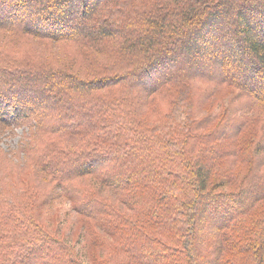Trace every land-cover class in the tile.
<instances>
[{
	"label": "trees",
	"instance_id": "1",
	"mask_svg": "<svg viewBox=\"0 0 264 264\" xmlns=\"http://www.w3.org/2000/svg\"><path fill=\"white\" fill-rule=\"evenodd\" d=\"M206 213L264 264V0H0V264H201Z\"/></svg>",
	"mask_w": 264,
	"mask_h": 264
},
{
	"label": "rangeland",
	"instance_id": "2",
	"mask_svg": "<svg viewBox=\"0 0 264 264\" xmlns=\"http://www.w3.org/2000/svg\"><path fill=\"white\" fill-rule=\"evenodd\" d=\"M223 7H225V4L218 6L217 10L221 11ZM249 18H250L249 20L250 22L254 20V17L249 16ZM73 22H75V20H73ZM257 38L260 39L259 37ZM20 134H21V128H16L14 132L6 131V133L1 138L2 147L6 150L16 148L18 141L20 139ZM248 165L249 162L247 158L244 157V159L242 158V160L228 161L224 163L222 167L225 169L233 168V170H240L239 175L242 176L243 173L247 170ZM256 168L261 169L260 166H257ZM210 181H212V179H210ZM258 187L259 186H256V188ZM209 188L210 186L207 189ZM256 188H254V190H256ZM109 189L110 188L106 187L104 189L105 193L109 194L110 192ZM217 190H223V189H217ZM245 197L246 196H244V198ZM51 205H49L48 207L41 206L42 209H40L38 213L40 226L49 229V231L55 233L59 238L63 239L68 244L74 246V249L79 250L81 253L83 245L86 244L85 242L86 234L90 232L87 231L85 228H83V224L85 223L86 225L91 226L93 223V218L91 220H87V222L79 221L77 219V215L71 209L70 204L66 200H60V201L58 200L57 203L53 204L52 206ZM208 215H209L208 213L204 214L203 217L200 218V221L198 223L199 240L201 242L207 243L208 245V246H205L204 244L201 245V255L202 253L204 254L202 255L200 261L201 264H214L215 261L214 257L217 255V251L215 249L216 244H214L212 239L217 237V233H216L217 229L215 225L217 221L220 220L219 219L212 220V218L210 219V217H207ZM95 250L97 249L95 248ZM81 258L84 259L85 256L82 255ZM89 258H92L91 251H87L86 253V259H88V263L90 262Z\"/></svg>",
	"mask_w": 264,
	"mask_h": 264
}]
</instances>
